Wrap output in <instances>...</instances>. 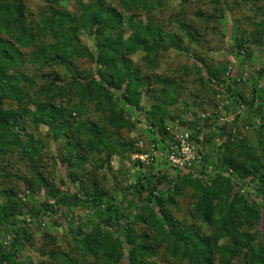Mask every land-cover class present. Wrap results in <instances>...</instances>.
<instances>
[{"label": "rangeland", "instance_id": "1", "mask_svg": "<svg viewBox=\"0 0 264 264\" xmlns=\"http://www.w3.org/2000/svg\"><path fill=\"white\" fill-rule=\"evenodd\" d=\"M72 1L71 3L63 2L54 9L69 15H79L80 12L76 3L88 5L91 0ZM96 1H102L104 6L121 15L122 24L120 28L124 40H129L140 27L153 23V25L161 28L162 34L175 35L178 48H172L168 52H159L154 45H145V48H139L137 53L130 57L133 67L140 72V79H143L145 84L138 92V103L123 105L121 120L118 119L113 124L111 121L113 113L111 114L109 109H103L102 112L95 110L94 102L85 101L84 104H81L71 96V93L66 95L64 99H54L53 105L60 107L71 124V136L78 130L73 125L80 124L82 127L88 123L95 126L102 134L97 140L91 138L92 146L86 144L87 141H85L81 129H79L81 134H78V137H69L71 139L69 142L75 148L74 154L81 155L75 160L76 166L74 165L72 170H68L78 177L76 187L66 179L67 166L61 164L64 153H66V144L69 142H66L64 137L60 138V135L54 138V134L59 133L56 128L54 133L53 130L43 126L35 118L28 116L27 112L36 111L35 105H24L18 110L15 104H6V110L13 109L22 112L20 125L14 126L12 133L18 136L20 145H24L30 140L35 144L33 148L38 151L36 169L42 174V177L47 179L49 185L55 188V191H51V187L37 189L34 169L32 170L33 165L28 159H21L19 147L10 146L9 149L12 153L0 155V169L5 170L1 174L9 173L12 176L9 179L0 178V204L5 202L1 193L11 189L16 198L22 201L36 205L46 200L54 212L63 214L61 218L55 217L54 220H50L43 214H40L36 219L28 217L23 219V225L29 231L32 240L19 264H64L60 259L53 260L41 256L43 252L49 253L50 249L59 254H64L68 260L75 264H100L97 259L86 258L77 250L78 248L82 249L83 241L95 229L120 239L123 261L119 264H127L126 255L129 250L142 244L140 239L127 242L123 233L126 220L133 223L139 214H144L141 209L145 207L146 191L141 188L134 189L137 185V178H141L142 184L145 185L149 183L153 173L155 178L162 176L160 171L162 168L168 170L164 174L165 176H168V173L173 174L171 180H174L179 173V170L172 168L167 163L166 157L159 168L156 165V156L160 153H168L170 135L166 141L164 140V143H160L162 137L154 136V134L147 132L145 127L139 126L141 121L148 125L153 123L154 111L160 112L159 108H162L161 110L166 109L165 126L171 132L189 130L188 126H185L186 124L194 123L200 118L211 117V115L216 122L221 117L228 118L230 115H234V117L239 115L240 119L232 130V148H238L237 145L240 142L253 148L258 147L259 141L264 137V135L261 137L259 134L264 132V120L258 117L256 120L261 121V123L253 124L249 117L244 114V120L241 123L240 114L241 107L244 108L252 99L254 88L264 87V9L259 6V0H179V2L177 0H161L159 4L156 0H150L144 3V7L130 10L122 9L119 5L120 0ZM23 2L29 9L31 15L29 18L32 21L37 23L42 19L45 9L39 0H24ZM249 5L251 9H249ZM249 10L254 11L255 15L250 17L248 15ZM200 13L201 16H198L197 14ZM181 25L184 28H180ZM185 26L190 29L188 30ZM96 29L97 26H94L90 30L87 28L86 31L77 34V41L80 46L93 49L92 35ZM23 53L28 54L29 50L23 51ZM97 69L103 70V67L101 65L96 66L88 59L76 57L68 68L65 65H54L40 70L37 65L32 66L28 62L19 70L27 77L33 78L34 86L31 89L28 88L27 84L23 86L31 96L41 86H48L53 83L56 77L60 81L57 84L65 87L72 83L73 79L81 80L84 77L95 76ZM209 72L213 73V76ZM42 76L44 78H41ZM229 90L238 96L233 98ZM73 101L77 103L74 104ZM113 101H116L118 106H122L120 93L114 94ZM233 101L237 103L235 110H228ZM189 116L191 120L188 119ZM77 117H82V119H77ZM193 128L195 127L193 126L191 131ZM244 128L249 129V132L242 131ZM197 136L199 140L203 139L202 142L197 143L193 140L192 142L194 145L203 148L204 155L202 158H204L209 153L204 148L213 144V142L211 144L203 143L205 139L211 136L210 130L205 127ZM113 137H115V147L112 152L103 161L99 160L97 150L107 148ZM60 141L62 143H59ZM152 146L157 150V155L155 158L154 156L151 157L152 161L149 158L148 161L152 167L148 168L147 175L133 174L135 175V183L124 186H121L116 177L113 176L111 187H108V176L102 175L101 172L107 165V173L112 174L113 155H118L121 160L126 161L128 171L136 169L137 172L144 173L146 163H141L135 157L141 154H150L149 150ZM213 151H216L214 147ZM116 164L119 167V161ZM30 180L32 183L34 182L32 189H28L27 185L24 184ZM61 182H64L66 186H63ZM64 189H67L71 194L84 193V191L80 192L82 189L90 192L102 191L105 194L101 199L102 203L112 201L120 207L121 212L126 217L120 221L119 228H112L98 223L94 215L87 217L89 209H83V207L61 209L56 205L57 195ZM147 189L148 187H146ZM236 190L248 201L256 199L252 189L239 187ZM158 191L166 192L167 190L165 187H160ZM193 195L191 190L186 189L182 194L175 197L174 206L167 208L178 223H184L187 226L194 223L191 220L192 202H196ZM195 225L200 235L209 237L216 246L222 247L227 244L225 240L216 239L210 228L198 223ZM177 229L181 230V226H178ZM142 234H147L148 244L156 249L154 257L149 259L151 262L154 264H186V262L181 263L169 257L164 252V244L156 245L154 243L155 236L151 228H148L147 225L136 224L134 236L137 238ZM44 235L53 240L50 242V244L52 243L50 248L44 246ZM0 237L4 245L8 246L11 237L7 236L1 229ZM221 260L222 255L216 251L213 264H221ZM231 264L246 263L241 258Z\"/></svg>", "mask_w": 264, "mask_h": 264}, {"label": "trees", "instance_id": "2", "mask_svg": "<svg viewBox=\"0 0 264 264\" xmlns=\"http://www.w3.org/2000/svg\"><path fill=\"white\" fill-rule=\"evenodd\" d=\"M23 1L0 0V155L12 153L10 146L19 147L21 159H28L34 166L32 170L34 169L37 189H42L51 186L36 169L38 151L33 148L35 144L30 140L20 145L18 136L12 133L13 127L20 125L22 112L18 110L24 105H35L36 111L27 112L28 116L35 118L54 133L56 128L59 133L54 134V138L60 135V138L64 137L65 141L69 142L71 124L60 107L53 105L54 99H64L71 93L81 104L85 101L94 102L95 110L102 112L103 109H109L108 111L113 113V124L118 119L121 120L123 105L138 103V92L145 84L143 79H140V72L133 67L130 57L136 54L139 48H145V45H154L159 52H168L178 47L175 35L162 34L161 28L153 23L140 27L129 40H124L120 28L121 15L104 6L102 1L91 0L88 5L76 3L80 14L69 15L54 8L63 2L71 3L72 0H39L45 11L37 23L29 18V9ZM148 1L150 0H120L119 5L124 10H130L144 7V3ZM156 2L159 4L161 0ZM197 15L201 16V13ZM94 26H97V29L92 35L93 49L80 46L77 34ZM180 28L184 26L181 25ZM185 28L190 29L187 26ZM26 50H29L28 54L23 53ZM76 57L88 59L96 66L101 65L103 70L97 69L96 75L92 77L73 79L72 83L65 87L57 84L60 81L56 77L53 83L41 86L32 97L25 91L24 84H27L29 89L34 86L33 78L27 77L19 70L25 63L37 65L40 70L54 65H65L68 68ZM209 74L213 76V73ZM115 93H120L121 107L113 101ZM229 93L233 98L238 96L231 90ZM8 103L15 104L18 110H6ZM236 106L237 103L233 101L228 110L233 111ZM159 109L160 112L154 111L156 119L149 125L153 129L152 134L162 137L159 141L164 143L169 136L164 120L167 113L165 108ZM244 110L245 116L251 117L249 120L253 124L258 117L264 120V87L254 88L252 99L245 105ZM200 119L185 125L190 131L195 127V135L191 136V140L199 143L197 135L205 127L208 128L211 136L203 143L211 144L214 139L223 140L224 143L219 144L220 155L213 158L207 153L202 158L197 171L205 178L203 180L180 171L174 180H169L165 175L156 178L153 176L150 180L147 178L149 183L145 185L142 184L141 178H137L134 189L141 188L146 191L145 207L141 209L145 215L139 214L133 223L126 220L123 233L127 242L140 239L144 245L129 250L126 255L127 264H154L149 259L154 257L156 249L148 244L147 234L137 238L134 236L136 224L151 228L155 236L154 243L164 244V252L181 263L213 264L217 251L222 255L221 264H231L241 258L246 264H264V137L255 148L240 142L237 145L240 152L233 155L232 130L240 116L232 118L229 124L223 126L216 122L213 115ZM88 124L82 127L80 124L73 125L78 130L71 138L78 137L81 129L86 144L92 146L91 138L97 140L102 134L95 126ZM196 125H199V128H196ZM262 129L263 126L261 131ZM216 133L221 135L217 137ZM259 134L262 137L264 132ZM65 151L61 164L67 166L66 179L76 187L78 177L68 170L76 166L75 160L81 155L74 154L75 148L71 142L66 144ZM240 155H243V160L237 158ZM2 171L5 170L0 169V174ZM10 177L12 176L9 173L0 175L3 179ZM33 183L30 180L24 184L28 189H32ZM162 183L166 185V192L158 191ZM61 184L65 185L64 182ZM239 187L252 189L256 199L248 201L237 192ZM186 189L191 190L196 198L191 209V220L194 223L189 226L178 223L167 209L174 206L175 197ZM51 191H55V188L51 187ZM61 191L57 195L56 204L61 209H89L87 217L94 215L98 223L112 228H119L120 221L126 217L120 207L112 201L102 203L101 199L105 196L102 191L90 192L82 189L80 192L84 193L79 194H71L67 189ZM1 195L4 196L5 202L0 204V229L11 239L8 246H5L0 237V264H19L32 240L23 225V219H36L43 214L54 220L55 217L61 218L63 214L54 212L46 200L36 205L22 201L16 198L11 189L5 190ZM54 197L56 198L55 195ZM195 223L210 228L216 239L225 240L227 244L216 246L209 237L200 235ZM178 226H181V230L177 229ZM52 241L49 236L44 235L45 247L50 248ZM77 250L86 258L97 259L100 264H119L123 261L120 239L99 232L98 229L93 230L83 241L82 249ZM48 252H43L41 256L53 260L60 259L64 264H75L64 254L52 249Z\"/></svg>", "mask_w": 264, "mask_h": 264}, {"label": "clouds", "instance_id": "3", "mask_svg": "<svg viewBox=\"0 0 264 264\" xmlns=\"http://www.w3.org/2000/svg\"><path fill=\"white\" fill-rule=\"evenodd\" d=\"M177 2H179V0H177ZM259 6L264 9V0H259ZM165 7H167V5H165ZM249 9H251V6H248ZM248 15L250 17L254 16L255 13L252 10H249ZM249 31H251V29H249ZM74 104H76V101H73ZM87 103V102H86ZM77 111H79V108H77ZM244 109H241V123H243L244 120ZM210 114V113H209ZM77 119H82V117H77ZM189 120H191V117H188ZM227 119L225 117H221V123L224 122V120ZM249 119H251V117H249ZM255 124H260L261 121L257 120L254 121ZM196 128H199V125H196ZM242 131H244L245 133L249 132V129L244 128L242 129ZM192 135H195V129L192 132ZM203 135V133H202ZM221 135V133H216V136L219 137ZM59 143H62V141H60ZM220 143H224L223 140H219V139H214L213 140V144L211 146H207L204 148L205 151L209 152L210 155L215 158V156L220 155V149H219V144ZM253 146L255 147V143L253 141ZM115 147V137H113L110 141H109V145L107 148L105 149H98L97 151L99 152V156L97 157L99 160L103 161L104 159L107 158V156L112 152L113 148ZM213 147L216 149V151H213ZM199 148L193 147L192 149V154L195 155L196 151H199ZM172 152L174 155H179V153L176 151V149H172ZM240 152L239 148H232V153L233 155H235L236 153ZM93 155H96V153H93ZM156 155V154H153ZM168 155L167 152L164 153H160L158 156H156V165L159 168L160 164L162 161H164L165 157ZM239 160H243L244 157L243 155H240L237 157ZM199 159V158H197ZM119 161V167L117 166L116 162ZM145 163H146V169L144 173H139L137 172L136 169H131V171H128L127 166H126V161L125 160H121L120 157L118 155H113L112 156V163L111 166L113 168V172L111 175H109L106 171L107 165H105V169L102 170L101 174L102 175H107L108 176V187H111L112 184V180H113V176L116 177L117 182L121 185H127V184H134L135 183V175H147L148 174V168H151L152 165L149 163V161L147 160V158H145ZM179 163H183V161H179ZM183 169H181L182 171ZM161 171V175H164L165 173H167V168H162L160 169ZM135 174V175H133ZM172 175L171 173H168L169 179H172ZM154 176V173H153ZM155 182V180H153V183ZM166 185H164L162 183L161 188L165 187ZM194 201L192 202V205L194 206ZM189 223H191V221H188Z\"/></svg>", "mask_w": 264, "mask_h": 264}, {"label": "built area", "instance_id": "4", "mask_svg": "<svg viewBox=\"0 0 264 264\" xmlns=\"http://www.w3.org/2000/svg\"><path fill=\"white\" fill-rule=\"evenodd\" d=\"M244 109L243 107H241ZM234 118V115H230L227 119L224 120L223 123H221V119H219L218 124L220 125H227L230 123V121ZM145 125V126H144ZM140 127L147 129V132L150 134L153 133V129L150 127V125L145 124L141 121ZM167 132L170 135V144H169V149H168V155L166 156V161L167 163L174 169L179 170L180 172L184 173L185 175L190 174L193 177H196L200 180L205 179L203 176L199 174L197 171L198 168H200V163L202 160V155L203 153V148L198 147L193 144L191 140V131L189 130H175L174 132H171L170 129H167ZM202 138L200 141L202 142ZM159 141V140H157ZM193 147L199 148V151L195 152V155L192 154V149ZM172 149H176V151L179 153V155H174L172 152ZM150 154H141L139 156H136L135 159H138L141 163H145V158L147 160L152 161L153 159L151 157L157 155V150L155 149L154 146L150 148ZM156 154V155H153ZM199 158V159H197ZM179 161H183V163H179ZM181 169H183L181 171Z\"/></svg>", "mask_w": 264, "mask_h": 264}]
</instances>
